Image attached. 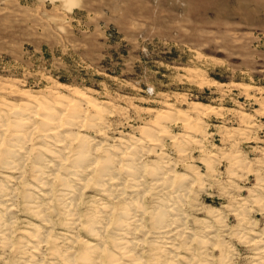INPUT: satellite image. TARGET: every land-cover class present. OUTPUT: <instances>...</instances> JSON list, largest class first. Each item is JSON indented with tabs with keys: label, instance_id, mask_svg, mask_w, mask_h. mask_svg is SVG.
Returning <instances> with one entry per match:
<instances>
[{
	"label": "rangeland",
	"instance_id": "374dc122",
	"mask_svg": "<svg viewBox=\"0 0 264 264\" xmlns=\"http://www.w3.org/2000/svg\"><path fill=\"white\" fill-rule=\"evenodd\" d=\"M75 92L88 96L98 111ZM25 93L57 110L67 100L80 105L77 138L72 144L67 140L72 146L67 150L75 154L78 144L87 142L91 157L99 161L103 150L109 151V175L115 179L110 195L99 189L95 169L76 186L81 189L75 197L61 196L62 183L53 175H63L65 165L50 170L47 154L46 166L36 164L42 144L34 112L18 174L6 169L4 153L15 125L4 103H30ZM196 106L200 110L193 114ZM0 114L5 142L0 145V182L14 200L2 205L12 208L13 217L0 206L11 233L4 243L0 240V264H32L19 242L30 231L29 223L50 232L39 244L42 253L33 258L37 264H88L86 252H94L96 264H110L109 253L120 257L117 264H264V0H0ZM129 155L136 157L135 164ZM37 166L53 174L45 196L36 188L31 194L44 221L28 213L24 199L37 186ZM133 167L137 177L132 178ZM165 173L167 180L160 178ZM157 205L168 207L165 219L183 217L173 220L183 231L175 241L177 260L150 246ZM125 206L133 209L123 221L131 223L127 238L137 242L130 246L140 254L132 251L135 259L122 257L114 246L116 221ZM68 217H77L73 229ZM88 221L105 224L98 226V242L86 230ZM85 242L99 245L98 252Z\"/></svg>",
	"mask_w": 264,
	"mask_h": 264
},
{
	"label": "bare ground",
	"instance_id": "6f19581e",
	"mask_svg": "<svg viewBox=\"0 0 264 264\" xmlns=\"http://www.w3.org/2000/svg\"><path fill=\"white\" fill-rule=\"evenodd\" d=\"M25 95H26V97H28V99H29V102L30 103H25V104H23L22 106H18V105H14V104H12V103H10V102H5L4 103V110L9 114V116H11L12 117V123L15 125V130H14V133L11 135V138H10V140H8L9 142H8V148L5 150V153H4V157L6 158V160L4 161L5 163L3 164V165H5V166H8L6 169H9L10 170V173H14V174H18L16 171L19 169V167L17 166V165H20L19 163V161H21L20 159H22L23 157L22 156H20V155H22V152L24 153V148H25V146H24V144L26 143V141H28L27 140V127L30 125V123H29V121L31 122V120H30V113H32V112H34V114L35 115H37V116H39V120H40V132L38 133V134H40V136H39V138H38V140L41 142V146L40 147H38V151H39V153H40V157H38L39 159H38V161L36 162V164L37 165H45L44 163L45 162H43V155L44 154H47V157H50V158H52V160L51 161H48V162H46L47 164V166L50 168V170H51V168H52V170H54L55 172L56 171H58V169L59 168H61L63 165H65V168H63V169H65V171H64V173H63V175H58V174H56V175H53L54 176V179H58V180H60V182L62 183L61 184V190H60V193L62 194L61 196H65V195H73L74 197H75V191L77 190V189H79L81 186H79L78 188H76V186L77 185H82V183L84 182V180L87 178V176H89V174H91L92 173V170H93V172H95V169H96V171L98 172L97 173V179H98V181H97V185H98V187H99V189L103 192V194H105V195H110V194H108V192L110 193V187L111 186H109V185H112V184H114L115 183V179H114V175L113 176H111V175H109V168H112V166H111V164H110V155L109 156H107V154H108V152H107V154H106V151H104L103 150V157L100 159V161L99 160H96L97 158H92L91 157V154L89 153V151L86 149L87 147V145H86V143H83V141L81 142V139H80V141L79 142H81V143H77L78 144V146L75 148V154H74V152L73 151H68L67 149H69L70 147H72L70 144V147H69V145H68V143H67V140H69L70 141V143H71V140L73 141L74 139H76L77 137V135L75 134V136H74V129L75 128H77V125H78V123L80 122V121H77V120H79L80 118H81V114H80V110H79V108H77L78 107V105L77 104H73V100L71 101V100H67L66 101V105H63L61 102H59V106H60V109L59 110H57V108L56 107H54V106H52V105H50V104H48V103H46V102H43V101H41V100H38L37 98H35L34 96H31L30 94H27V93H25ZM75 95H76V97L78 98V99H80V101L82 100L83 102H85L86 104H88V106H90L91 108H93V109H97V104L96 103H94V102H92L90 99H88L87 97L88 96H86L84 93H80V92H75ZM59 97V96H58ZM64 97V96H63ZM63 97H62V99H63ZM44 98V97H43ZM56 101V100H55ZM79 101V103H81ZM78 102V101H77ZM83 102H82V104H83ZM84 103V104H85ZM195 105H197V106H202V104L201 103H197V104H195ZM80 106V105H79ZM195 107L193 110H192V112H193V114L194 113H197L198 111V109H199V107ZM81 107H82V105H81ZM64 108V109H63ZM81 109V108H80ZM100 109V108H99ZM82 110V109H81ZM84 110V109H83ZM200 110V109H199ZM96 111H98V110H96ZM37 112H39V114H37ZM64 112V113H63ZM100 112V111H99ZM200 112V111H199ZM4 113V112H3ZM183 113V112H182ZM181 113V114H182ZM33 114V115H34ZM184 114V113H183ZM192 114V115H193ZM200 114V113H199ZM7 115V114H6ZM5 115V116H6ZM161 115V114H160ZM6 117H8V116H6ZM160 117H162V115L160 116ZM159 117V118H160ZM185 117V116H184ZM9 119V118H8ZM186 121V120H185ZM186 123H188V122H186ZM0 124H3L2 123V114H0ZM190 124V123H189ZM0 127H3V125H0ZM30 127V126H29ZM164 128V127H163ZM0 129H2V128H0ZM166 129V128H165ZM148 130H150V129H148ZM163 130V129H162ZM2 131H4V130H2ZM30 131V130H29ZM164 132V131H163ZM2 134V133H1ZM32 135V134H31ZM30 135V136H31ZM104 135V134H103ZM29 136V135H28ZM83 137L85 138V135L84 136H82V139H83ZM86 139V138H85ZM90 139V138H89ZM88 139V140H89ZM30 140H31V138H30ZM93 141V140H92ZM155 141V140H154ZM4 142V140H3V138H1L0 137V145L2 144ZM94 142V141H93ZM156 142V141H155ZM5 143V142H4ZM28 143V142H27ZM26 143V144H27ZM95 143H97V142H95ZM136 143V142H135ZM72 144V143H71ZM93 144V143H92ZM92 144H91V146H92ZM124 144V143H123ZM139 144V143H138ZM155 144V143H154ZM97 145V144H96ZM134 145V144H133ZM132 145V146H133ZM139 146V145H138ZM154 146V145H153ZM97 147V146H96ZM100 147V146H99ZM102 147V146H101ZM95 148V147H94ZM98 148V147H97ZM96 148V150L95 151H97V150H99V149H97ZM128 148V147H127ZM132 148V147H131ZM130 148V149H131ZM72 149V148H71ZM139 149V148H138ZM65 150H67V152L65 151ZM70 150V149H69ZM131 150H133V149H131ZM131 150H128V152H130ZM95 151H94V153H95ZM111 151V150H110ZM116 151V150H115ZM122 151V150H121ZM135 151V150H134ZM136 151H137V149H136ZM73 152V153H72ZM98 152V151H97ZM96 152V153H97ZM132 152V151H131ZM101 153V152H100ZM115 153V152H114ZM123 153H124V151H123ZM126 153V152H125ZM134 153V152H133ZM19 154V155H18ZM71 154H73V156H71ZM93 154V153H92ZM99 154V153H98ZM97 154V155H98ZM136 154H139V152L137 153L136 152ZM135 153H134V155H136ZM96 155V154H95ZM134 155L133 156H131V155H129V156H126L127 157V159H129L132 163H134L135 164V160H136V157H134ZM124 155H122V157H123ZM137 156V155H136ZM142 157V156H141ZM124 158V157H123ZM124 160V159H123ZM137 160H138V158H137ZM44 161H45V159H44ZM118 161V160H117ZM65 162H70L69 164H68V166L65 164ZM120 163V162H119ZM138 163V162H137ZM26 164V163H25ZM140 164V163H139ZM45 165V166H46ZM91 165H93V166H91ZM133 166V165H132ZM38 167V174L39 175H37V186L36 187H31V188H29L28 189V193H26V195L24 196L25 198V200L27 201V210H28V213H30L31 215H33L34 217H37L38 219H41V221H44V219H43V213H42V215H41V210H39V209H37L39 206H36V205H34V204H37V203H35L34 201H32V199H31V194H32V190H35V188L37 189V190H39L40 192H41V195H43V196H45L44 195V193H42V192H46L45 190H49V188L50 187H52V184L50 185V187L49 188H47V186L49 185V182H51V180L49 181V179L52 177V175H51V177H49L48 178V176H50V175H47L48 173H46V172H44L41 168H39V166H37ZM42 167V166H41ZM44 167V166H43ZM137 167V166H136ZM142 167V166H141ZM170 167V166H169ZM25 168V167H24ZM47 168V167H46ZM131 168V167H130ZM138 168V167H137ZM143 168V167H142ZM157 168V167H156ZM167 168V167H166ZM26 169V168H25ZM45 169V168H44ZM133 171H131V169H130V176L132 177V176H136L137 174L135 173V167H133ZM165 170V169H164ZM47 171V170H46ZM91 171V172H90ZM112 171H113V169H112ZM119 171V170H118ZM139 171H140V169H139ZM55 172H54V174H55ZM116 172V171H115ZM138 172V171H137ZM167 172H168V170H167ZM172 173H173V171H171ZM50 173V172H49ZM52 173V172H51ZM59 173V172H58ZM113 173V172H112ZM111 174V173H110ZM139 174V173H138ZM153 174V173H152ZM170 175H172L171 173H169ZM23 175V174H22ZM21 175V176H22ZM161 175V174H160ZM159 175V176H160ZM169 175V176H170ZM173 175H174V173H173ZM18 176H20V175H18ZM20 176V177H21ZM139 176V175H138ZM158 176V177H159ZM20 177H16V178H20ZM66 177V178H65ZM70 179H69V178ZM137 177V176H136ZM167 177H168V173H165V174H163V176H161L160 178H165L166 180H167ZM7 178V177H6ZM9 178V177H8ZM22 178V177H21ZM83 178V179H82ZM133 178V177H132ZM140 178V177H139ZM138 178V179H139ZM160 178H156L155 180H157V179H159L158 181L160 182ZM174 178V177H173ZM13 179V178H12ZM11 179V180H12ZM15 179V178H14ZM56 179V180H57ZM69 179V181H67ZM171 179V178H170ZM87 180V179H86ZM93 180V179H92ZM189 180V179H188ZM192 180V179H191ZM10 181V180H9ZM13 181H15V180H13ZM52 181H54V180H52ZM133 181H136V180H133ZM139 181V180H138ZM144 181V180H143ZM182 181H184V180H182ZM185 181H186V179H185ZM69 182L70 183H75V185L73 186L72 184L70 185L69 184ZM155 182V181H154ZM159 182H157V183H159ZM165 182V181H164ZM163 182V183H164ZM170 182V181H169ZM161 183V182H160ZM173 183V182H172ZM85 184V183H84ZM121 184V183H120ZM138 184V183H137ZM137 184H136V186H137ZM141 184V183H140ZM164 184H166V183H164ZM169 184V183H168ZM191 184V183H190ZM118 185V184H117ZM183 185V184H182ZM86 186V185H85ZM88 186V185H87ZM122 186V185H121ZM156 186H159L160 188L162 187L163 189H161V191H163L164 190V185H162V183L161 184H156ZM141 187V186H140ZM159 187H157V188H159ZM166 187H168V186H166ZM39 188V189H38ZM118 189H119V187H117ZM121 188V187H120ZM138 188H139V185H138ZM152 188H153V186H152ZM81 189V188H80ZM136 189V188H135ZM166 189V188H165ZM36 190V191H37ZM122 190V189H121ZM10 191V190H9ZM9 191H8V186H6V185H3L2 184V182H0V206H2V205H7L6 203L9 201H14L11 197H10V193H9ZM117 191V190H116ZM137 191H139V190H137ZM160 190H159V193L161 192ZM164 192V191H163ZM162 192V193H163ZM258 192V191H257ZM48 193V192H47ZM79 193V192H78ZM120 193H121V191H120ZM46 194V193H45ZM75 194V195H74ZM132 194V193H131ZM13 195V194H12ZM117 195V194H116ZM181 195V194H180ZM183 195V194H182ZM34 196V195H33ZM36 196V195H35ZM78 196V195H77ZM125 196V195H124ZM138 196V195H137ZM184 196V195H183ZM47 197V196H46ZM45 197V198H46ZM66 197V196H65ZM121 197V196H120ZM177 197L179 198V196L177 195ZM257 197H259V196H257ZM13 198H15V197H13ZM44 198V197H43ZM61 198V197H60ZM64 197H62V199H63ZM66 198H69V197H66ZM78 198V197H77ZM115 198V197H114ZM117 198V197H116ZM141 198V197H140ZM11 199V200H10ZM36 199V198H35ZM40 198L38 197V199L37 200H39ZM59 199V198H58ZM61 199V200H62ZM71 199V198H70ZM75 199V198H74ZM111 199V198H110ZM122 199V198H121ZM126 199V198H125ZM129 199V198H128ZM144 199V198H143ZM162 199V198H161ZM184 199V198H183ZM45 200V199H44ZM66 200H68V199H66ZM73 200V199H72ZM131 200V199H130ZM25 201V202H26ZM40 201H41V199H40ZM65 201V200H64ZM71 201V200H70ZM74 201V200H73ZM126 201V200H125ZM8 202V203H9ZM37 202V201H36ZM134 203H136L137 204V202H135V200L133 201ZM158 202V201H157ZM246 202V201H245ZM12 203H14V202H11L10 204H12ZM34 203V204H33ZM39 203V202H38ZM71 204H72V202H70ZM74 203H75V201H74ZM132 203V202H131ZM160 205H162L161 203H160V201L158 202ZM162 203H163V201H162ZM253 203V202H252ZM15 204V203H14ZM65 204V203H64ZM67 204V203H66ZM68 204H69V202H68ZM128 204V203H127ZM164 204H165V202H164ZM166 204H167V202H166ZM169 204H170V202H169ZM175 204H176V202H175ZM13 205V204H12ZM38 205V204H37ZM43 205V204H42ZM41 205V206H42ZM102 205V204H101ZM122 205V204H121ZM126 205V204H125ZM44 206V205H43ZM43 206H42V210H43ZM156 206V205H155ZM158 206V205H157ZM168 206H170V205H168ZM172 207H173V205H171ZM177 206V205H176ZM175 206V207H176ZM182 206V205H181ZM72 207H73V205H72ZM71 207V208H72ZM100 207V206H99ZM98 207V208H99ZM102 207V206H101ZM105 207H107V206H103L102 207V210H106V208ZM110 207V206H109ZM129 207V206H128ZM160 206H158V207H156V211L155 212H153V213H155V216H154V219L155 220H157V226H154V230L152 231V234H154L153 236H152V240L150 241V246L152 247V249H153V251H158V252H160V253H163V254H166L165 256H168V258L170 257V256H173V257H175V259L177 258V256L178 255H173V253H174V250H175V245L177 244L175 241L177 240V237L179 236V237H182L181 236V233H183V231H182V228H180V226H175V223H176V221H177V223L181 220V219H183V217L182 218H175L174 219V217H173V219L170 217V218H168L169 219V222H166L167 220L165 219V217H166V211H164V209H167V208H165V207H161V208H164V209H160L159 208ZM172 207H170L171 209H172ZM174 207V208H175ZM180 207V206H179ZM2 208H3V211L7 214V215H12L11 214V212H12V208H6V207H3L2 206ZM1 208V209H2ZM15 208V207H14ZM13 208V209H14ZM130 209H131V207H129ZM133 208V207H132ZM177 208V207H176ZM65 209H67V208H65ZM72 209H74V208H72ZM71 209V210H72ZM110 209V208H109ZM129 209V210H130ZM180 209V208H179ZM178 209V210H179ZM16 210V209H15ZM70 210V211H71ZM111 210V209H110ZM113 210V209H112ZM128 210V208H127V206H125L124 208H122L121 207V211H124V212H120V214H119V218H118V220L116 221V224L119 226V228H117V233H116V235L119 237V238H117V239H115L114 240V246H115V249H116V252H117V249H118V251L119 252H121V254H122V257H125V258H134V253H136V251H133L131 248H130V246H132V247H134V245H135V243H136V245H137V242H135V240L132 238V239H128L127 238V234L129 233V230H130V228H131V226L129 227V224H131V223H125L124 221H123V218H124V216L125 215H127L128 214V212L127 211H129ZM133 209H131V211H132ZM174 210V209H173ZM178 210H177V212H178ZM46 211V210H45ZM101 211V210H100ZM99 211V212H100ZM171 211V210H170ZM212 211H215V209L214 208H212ZM77 212V211H76ZM97 212H98V209H97ZM103 212V211H102ZM109 212H111V211H108V212H106V213H109ZM173 212L174 211H172V213L171 214H173ZM1 213V212H0ZM105 213V212H104ZM152 213V214H153ZM182 212L180 211V214H181ZM14 214V213H13ZM68 214V213H67ZM74 214V213H73ZM93 214V213H92ZM98 214V213H97ZM102 214V213H101ZM214 214V213H213ZM47 215V214H46ZM70 215V214H69ZM68 215V216H69ZM72 215V214H71ZM104 215H106V214H104ZM103 215V216H104ZM130 215H132V213H130ZM141 215V214H140ZM183 215V214H182ZM181 215V216H182ZM239 215V214H238ZM0 216H3V215H1L0 214ZM15 216V215H14ZM66 216V215H65ZM74 216V215H73ZM73 216H71V217H73ZM76 216V215H75ZM92 216V215H91ZM99 216H101V215H99ZM102 216V217H103ZM108 216V215H107ZM129 216V215H128ZM174 216H175V214H174ZM181 216H179V217H181ZM5 217V216H4ZM10 217V216H9ZM12 217H13V215H12ZM11 217V218H12ZM93 217V216H92ZM96 218H100V217H97V215L95 216ZM93 218L94 220L96 219V218ZM106 217V216H105ZM109 217V216H108ZM134 217V216H133ZM169 217V216H168ZM2 218V217H1ZM0 218V240H1V242L3 241V243H4V241L5 240H7V237H8V234H10L11 235V233L9 232V228H10V226H8L9 225V221H8V219H6L5 221H3L2 219ZM69 218V220H68V222H66L67 223V225H68V227H69V229H71L72 227H74V225H75V222H76V218H70V217H68ZM135 218H137V217H135ZM14 219V218H13ZM45 219H47V218H45ZM92 219V218H91ZM101 219V218H100ZM109 219H110V217H109ZM132 219V218H131ZM12 220V219H11ZM48 221H49V218L47 219ZM46 220V221H47ZM89 220V219H88ZM93 220V221H94ZM103 220V219H102ZM111 220V219H110ZM126 220V219H125ZM130 220V219H129ZM137 220V219H136ZM135 220V221H136ZM166 220V221H165ZM173 220H176V221H173ZM92 221V222H93ZM96 221H98V220H96ZM101 221V220H100ZM106 221H107V219H106ZM132 221V220H131ZM139 221V220H138ZM154 221V220H153ZM171 221V222H170ZM182 221V220H181ZM11 222V221H10ZM78 222V221H77ZM88 222H89V224H88ZM87 222V224H85V225H87L86 227H87V231H88V233L89 234H91L92 236H93V239H95V240H97V238L99 239V234H100V232H102V230L100 231L99 230V227L98 226H100L101 224H103V223H101L100 225H98V223H97V225L98 226H96V222L94 223H91L90 221H88ZM104 222V221H103ZM141 222V221H140ZM155 222V221H154ZM153 222V223H154ZM203 222H204V220H203ZM105 223V222H104ZM136 225H138V222L136 221ZM142 223V222H141ZM183 224H184V222H182ZM11 224H12V222H11ZM49 224H50V222H49ZM48 224V225H49ZM95 224V225H94ZM155 224V223H154ZM206 224V223H205ZM66 225V226H67ZM105 224H103V226H104ZM108 225V224H107ZM106 225V226H107ZM133 225V224H132ZM177 225V224H176ZM12 226V225H11ZM76 226V225H75ZM77 226H78V224H77ZM102 226V227H103ZM140 226H141V224H140ZM140 226H138V227H140ZM209 226V225H208ZM46 227V226H45ZM67 227V228H68ZM85 227V226H84ZM85 227V228H86ZM101 227V228H102ZM117 227V226H116ZM116 227H114V228H116ZM137 227V226H136ZM183 227H184V225H183ZM211 227V226H210ZM210 227H208V228H210ZM100 228V229H101ZM106 228V227H105ZM104 228V229H105ZM133 228V227H132ZM29 229H30V231H24L23 232V235H22V237L20 238L21 240L19 241V242H21V243H24L25 244V246L24 247H26L27 248V250H28V252H26V253H29L30 255H29V257L27 258V259H32V261H30V262H32V264H37L36 262L34 263V260H33V258H34V256L36 255V254H38V252L39 253H42V252H40L39 250H41V249H39L40 248V246H39V244H41L43 241H47V239H49V237L47 236L48 235V233H50V232H48V233H45V232H42L40 229V226L38 227V225H35V224H33V223H29ZM42 229H43V227H42ZM73 229V228H72ZM103 229V230H104ZM107 229V228H106ZM138 229V228H137ZM137 229H135L134 230V233H135V231L137 230ZM153 229V228H152ZM44 231V230H43ZM50 231H51V229H50ZM206 231H208V230H206ZM12 232V231H11ZM70 232V231H69ZM131 232V231H130ZM133 232V231H132ZM144 232V231H143ZM187 232V231H186ZM114 233V232H113ZM134 233L132 234V235H134ZM193 233V232H192ZM131 234V233H130ZM188 234H190V232H188L187 233V235ZM50 236H51V234H49ZM102 235V234H101ZM100 235V236H101ZM66 236V235H65ZM114 236V235H113ZM117 236H115V237H117ZM129 236V235H128ZM143 236V235H142ZM147 236V235H146ZM191 236V235H190ZM192 236H193V234H192ZM70 236H68V238H69ZM72 237V236H71ZM133 237V236H132ZM179 237H178V239H179ZM188 237V236H187ZM9 238V237H8ZM65 238V237H64ZM67 238V237H66ZM66 238H65V240H66ZM67 238V239H68ZM74 238V237H73ZM105 238V237H104ZM130 238V237H129ZM184 238V237H183ZM190 238V237H189ZM194 238V237H193ZM186 239V238H185ZM68 240H70V239H68ZM67 240V241H68ZM94 240V241H95ZM101 240H102V237H101ZM134 240V241H133ZM137 240V239H136ZM139 240V239H138ZM141 240V239H140ZM139 240V241H140ZM182 240V239H181ZM198 240V239H197ZM9 241V240H8ZM7 241V242H8ZM51 241L53 242V245L56 243L55 242V239H51ZM56 241H58V240H56ZM76 241V240H75ZM100 241V240H99ZM186 241V240H185ZM189 241V240H188ZM10 242V241H9ZM49 242V241H48ZM47 242V243H48ZM97 242H98V240H97ZM104 241H102V243H103ZM183 242H184V239H183ZM20 243V244H21ZM143 243V242H142ZM176 243V244H175ZM185 243H187V242H185ZM5 244H6V242H5ZM9 244V243H8ZM43 244V243H42ZM99 244H101V242L99 243ZM45 245V244H44ZM57 245V244H56ZM85 245L87 246H85L86 248H89L90 250H95V252H98V250L96 251V249H98V246H96L95 244H93V243H88V242H85ZM102 245V244H101ZM179 245V247H182V246H180V244H178ZM181 245H185V244H181ZM187 245V244H186ZM138 246H139V244H138ZM159 246H162V247H159ZM103 247V246H102ZM101 247V248H102ZM176 247H178V246H176ZM185 247V246H184ZM187 247V246H186ZM9 248V247H8ZM41 248H42V246H41ZM55 248V247H54ZM158 248V249H157ZM89 249H87V250H89ZM188 249V248H187ZM186 249V251H188ZM25 250V249H24ZM53 250V249H52ZM100 250V249H99ZM135 250V249H134ZM192 250V249H191ZM26 251V250H25ZM61 251V250H60ZM134 253H133V252ZM179 251V249H177V252ZM176 252V253H177ZM92 253H94V252H92ZM92 253H89L88 254V252H86V254H84V256L86 255V257H83V258H85V260L87 261V263L88 264H96V262H95V260L93 259V256H94V254H92ZM154 253H156V252H154ZM179 253V252H178ZM88 254V255H87ZM120 254V255H121ZM136 254H138V253H136ZM157 254V253H156ZM155 254V255H156ZM91 255V256H90ZM93 255V256H92ZM110 255V256H109ZM109 262H110V264H114L115 262H116V264H117V261H115V260H117V259H119L118 257H116V259H114V258H112L111 256L112 255H114V254H110L109 253ZM138 255H140V254H138ZM159 255H161V254H157V256L159 257ZM40 256V255H39ZM57 256H59V254L57 255ZM67 256L68 255H66V258H67ZM70 256V255H69ZM96 257V256H95ZM94 257V258H95ZM155 258H156V256H154ZM158 257L156 258V259H158ZM36 258V257H35ZM72 258V257H71ZM99 258V257H98ZM166 258V257H165ZM62 259V258H61ZM95 259H97V258H95ZM135 259V258H134ZM174 259V258H173ZM172 259V260H173ZM180 259V258H179ZM73 260V259H72ZM131 260V259H130ZM137 260V259H136ZM141 260V259H140ZM139 260V261H140ZM158 260H160V259H158ZM164 259L162 258V261H163ZM169 260V259H168ZM177 260V259H176ZM28 261V260H27ZM66 262H67V260H65ZM126 261V260H125ZM135 261V260H134ZM167 261V260H166ZM165 261V262H166ZM69 262V261H68ZM85 262V261H84ZM119 262V261H118ZM140 262H142V264H143V261L141 260ZM139 262V263H140ZM203 262V261H202ZM205 262V261H204ZM28 263V262H27ZM99 263V262H98ZM97 263V264H98ZM122 263V262H121ZM127 263V262H126ZM133 263V262H132ZM137 263V262H136ZM156 263V262H155ZM169 263L171 264L172 262H170V260H169ZM177 263V262H176ZM185 263V262H184ZM122 264H125V263H122ZM129 264H130V262H129ZM173 264V263H172ZM175 264V263H174ZM201 264H203V263H201ZM205 264V263H204Z\"/></svg>",
	"mask_w": 264,
	"mask_h": 264
}]
</instances>
